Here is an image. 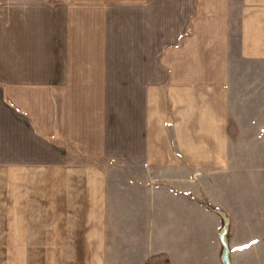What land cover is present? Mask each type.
<instances>
[{
    "label": "crops",
    "instance_id": "crops-1",
    "mask_svg": "<svg viewBox=\"0 0 264 264\" xmlns=\"http://www.w3.org/2000/svg\"><path fill=\"white\" fill-rule=\"evenodd\" d=\"M230 132L264 135V0H0V264H107L111 232L116 264H222L186 217L205 195L234 215ZM205 169L227 198L194 194Z\"/></svg>",
    "mask_w": 264,
    "mask_h": 264
},
{
    "label": "rangeland",
    "instance_id": "rangeland-1",
    "mask_svg": "<svg viewBox=\"0 0 264 264\" xmlns=\"http://www.w3.org/2000/svg\"><path fill=\"white\" fill-rule=\"evenodd\" d=\"M238 41H235L233 51V65L235 66V71L238 72L239 70L243 69V67L247 64L239 60L235 55L238 53ZM239 77L243 81H245L244 76L246 74L239 73ZM238 92V91H237ZM239 93V92H238ZM258 106H256L253 101L249 102L248 104H244L241 101V104L235 107V111L231 115V125H234V118L238 116V110L244 113L243 121L240 126L247 127L250 123L255 121V111ZM236 119V118H235ZM231 136H234V140L236 139L235 145V159L233 160L235 167L230 172L235 173L231 175V179L235 180L237 183V196L240 200L234 201L236 203V210L234 211V215L232 216L228 214V212L217 206L214 205L213 202L205 195L204 199L198 200L199 204L204 207V213L201 214L199 211L196 213V209L193 210L192 213L187 211L189 214L186 217L187 224H195L204 227L203 237L205 242H209L208 251H213L214 245L213 240H215L218 236V233L222 231L224 224L226 222V218L229 219V230L227 234V239L229 236L233 237L237 243L242 244L249 240H258L257 242L259 246L257 248H252L248 250L251 255L255 256L254 264H264V209L262 207L261 201L259 198L264 197V135L262 132H230ZM101 162V161H100ZM107 167V172L109 176V181L111 183L110 192L113 197V201L111 202L110 206V223L113 226L115 225V202H114V194H115V176H116V169L115 165L116 162L114 159H107V161H102ZM100 163V165H103ZM204 172V180L202 181V185L194 187L193 184V192L197 195L198 191L206 190V187H210V184L216 185L217 192L220 198L228 197V190L231 188H223V185L228 184L224 183L222 178H212L209 174L211 169H205ZM190 179V174L188 176ZM227 180V177L224 176ZM189 183L183 184L182 187H176L177 189L181 188L182 190H178L179 192H185L183 189H186ZM203 186V189L201 188ZM192 187V186H191ZM251 193L256 194L258 199L254 201L251 197ZM246 198V199H244ZM259 196V197H258ZM253 200V209L251 210L252 213H258V215L247 216L245 211L242 209V206H247L245 201ZM255 199V200H256ZM231 200V199H230ZM249 205V203H248ZM241 206V207H240ZM191 207V206H190ZM191 209V208H190ZM186 212V211H185ZM226 217V218H225ZM201 229V228H200ZM203 230V229H202ZM251 233H250V232ZM115 234L114 232L109 233V245L110 247L106 250L107 255V264H116V249H115ZM156 243V250H162V246L159 247V241L155 240ZM208 246V245H207ZM206 250V251H207ZM248 255L246 254L245 257ZM243 257V256H240Z\"/></svg>",
    "mask_w": 264,
    "mask_h": 264
},
{
    "label": "water",
    "instance_id": "water-1",
    "mask_svg": "<svg viewBox=\"0 0 264 264\" xmlns=\"http://www.w3.org/2000/svg\"><path fill=\"white\" fill-rule=\"evenodd\" d=\"M229 224H230V221H229V219L226 218V222H225L224 227L220 233V240H221V244L223 246V252H222V256H221L222 264H232L231 260H230V249H229L228 242H227V234H228V230H229Z\"/></svg>",
    "mask_w": 264,
    "mask_h": 264
}]
</instances>
